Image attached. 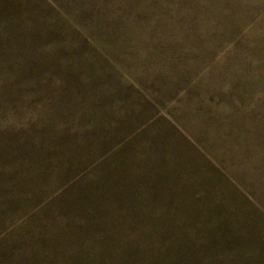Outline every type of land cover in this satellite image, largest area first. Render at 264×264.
Returning a JSON list of instances; mask_svg holds the SVG:
<instances>
[{"label": "rangeland", "instance_id": "obj_1", "mask_svg": "<svg viewBox=\"0 0 264 264\" xmlns=\"http://www.w3.org/2000/svg\"><path fill=\"white\" fill-rule=\"evenodd\" d=\"M0 264H264V0H0Z\"/></svg>", "mask_w": 264, "mask_h": 264}]
</instances>
